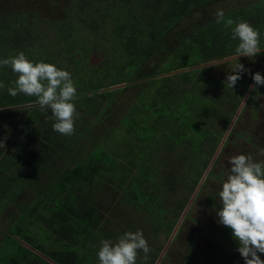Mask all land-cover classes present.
I'll return each instance as SVG.
<instances>
[{
    "label": "trees",
    "instance_id": "16d2710c",
    "mask_svg": "<svg viewBox=\"0 0 264 264\" xmlns=\"http://www.w3.org/2000/svg\"><path fill=\"white\" fill-rule=\"evenodd\" d=\"M66 1L61 8L68 17L60 22L34 16L30 25L29 11L0 10V59L23 52L33 63L43 61L68 71L76 99H89L85 112L95 116L84 127L75 118L70 136L52 131L51 119L48 126L39 124L35 130L29 149L35 153L31 166L35 173L53 156L82 148L86 139L92 148L35 196L17 223L0 232V247L11 246L9 253H2L0 264H50L26 246L54 264H98L102 240L115 242L124 232L138 229L151 251L147 259L139 253L136 264H154L162 249L158 236L169 238L249 86L241 74L232 89L219 78L216 65L190 68L235 56L238 40L231 38V28L216 23L215 16L210 20L196 16L220 0ZM227 8L232 9L224 12L225 18L250 23L264 48V0ZM94 35L97 41L92 45ZM163 50L168 52V67L144 74L148 58ZM97 52L103 57L93 66L90 55ZM259 55L262 61L264 51ZM87 69L95 72L88 74ZM16 79L9 67H0V82L5 85L0 89V108L29 105L38 124L44 111L36 98L8 94ZM120 85L125 87L116 88ZM133 87L134 100L119 111L122 114L116 111L119 117L105 124L104 135H93L110 107L102 96L111 99ZM97 103H103L101 109ZM229 134L222 148L234 130ZM5 151L9 150L0 149V214L24 185L12 174L20 159L12 150ZM216 166L217 160L199 193ZM206 205L218 209L217 196L211 195ZM188 248L183 264H220L221 255L222 264H232L225 248L215 254L198 253L193 242Z\"/></svg>",
    "mask_w": 264,
    "mask_h": 264
},
{
    "label": "rangeland",
    "instance_id": "374dc122",
    "mask_svg": "<svg viewBox=\"0 0 264 264\" xmlns=\"http://www.w3.org/2000/svg\"><path fill=\"white\" fill-rule=\"evenodd\" d=\"M48 1L50 3V8H46L48 7V5L44 4L43 0H0L1 3L10 4L12 6V8H0V10L4 9L14 11L16 9H19L23 12L29 11L30 13H32V15L34 14V16H38V19H44L45 17L43 15H48L46 16V18L49 17L52 22L64 21V18L68 16H66V13H62L63 9L61 7H63L62 5H66L67 1ZM255 1L261 0H220L216 3L209 4L203 10L197 12L196 16H202V18L210 20L215 16V13L218 10H223V12H226L229 9H232L227 7L231 6V4L233 3H237L239 5L241 3ZM53 4H55L54 10L51 7ZM34 18L32 17L30 21L28 20L30 25H32L31 23L33 21L31 20H34ZM38 19L36 18V20ZM78 29H80L81 31L82 28ZM90 39L92 40L90 41V44H96L97 37H95V35ZM167 53L168 52L166 50H163L156 52L154 55H151V57L148 58V61L145 64L146 66L143 70L144 74L159 71L160 68L161 70H164L166 67H168L166 58L168 56ZM102 57L103 54L101 52L92 53L90 55L89 62L93 66L97 65L101 61ZM260 59V55L252 59L241 56L237 59H231L226 62L214 64L216 65L215 69L217 75L224 81L226 79V76L228 74H231V70L235 68L238 62L243 64L245 69L250 70V72L242 73L246 77V81L249 82V86L245 91L240 103L238 104L235 113L237 112L241 102L247 94L251 83L253 82V80L251 79V73L258 72L263 64L264 60L261 61ZM91 71H94V69H92ZM91 71L90 69H87V72H89L88 74H91ZM261 75L264 76V69ZM102 83L106 85L105 82ZM123 87L125 86H122L121 88ZM254 87L255 89H252L241 111L239 112L238 117L241 115L240 119H238L237 117V123L235 121L232 127L235 135H232L230 137L231 140H229L225 148H222L220 150V152L212 162L213 165L214 161L217 160V166L213 167L212 171L213 177H209L208 180L204 182L202 192L199 193L198 190L197 194L195 195L186 215L184 216V219L180 224L177 233L173 238V240L175 241L173 244L174 248H171V251H167V253L165 254L168 255L166 257V262H160L161 264H183V255L189 251L188 244L191 242H193L198 253L202 252L204 254H215L219 248L221 250L225 248L226 250H228V258L230 259L232 264H244L243 259L236 250L238 245L232 237L231 230L216 222L218 219L216 216V211L218 209L206 205V202L211 195H216L218 204H220L218 192L221 190L222 183L226 180L229 174L230 157L244 154L250 155L254 161H264V154H262V150H264V85H254ZM125 90L126 91H123L122 94L113 95L111 97L112 100L110 98H106L108 96H102V101L104 103H108L110 107L105 113L104 124L98 125L93 129V131H95L93 135H95L97 138L99 135H104V133L106 132L107 129L105 127V124H108V122L113 121L115 118L119 117L114 115L116 111L119 112L122 109L121 112L123 113V107L134 100L137 93V88L133 87ZM75 101L83 103V107L79 106V104ZM75 101L74 104L77 110V115L75 116V118L79 119V121H81L82 123V126L84 127L83 123L87 124L91 122L92 120H94L95 116H92L85 112V105L88 102L85 103V100L80 101L78 99H76ZM102 104L103 103H97L99 109L102 108ZM28 106L29 105H25L24 107L19 106L16 108L13 107L8 109L0 108V140L4 141L5 148L9 150L8 152L5 151V153L9 154L10 150H12L14 152V156L20 159L18 170H14L12 174L16 180H18L19 177V182L21 184H24L16 197H14L11 203L7 205L6 209L1 211L0 232L11 228L19 218V213L27 211L35 196L45 191L46 188H48V186L56 179L59 174L71 168L75 162L79 161V158L83 157L92 148L91 141L89 139H86L84 140L85 142L82 148L75 149L74 151L72 150L68 153V155H60V158L53 156V161H51L44 168L37 170L35 173L34 169L31 168V166L34 164L33 155H35V153L33 151H29V149L34 146V140L36 138V136L33 134H35V130L38 129L40 125L43 127L49 125V117L51 113L50 110H46L43 114H41V116L38 115L37 121L39 123L35 124L31 117L32 114L28 110V108L30 107ZM236 133L238 134V136ZM229 135L227 138H229ZM245 137L250 138L252 142L245 141ZM211 160L209 164L211 163ZM192 195L190 196V198L192 197ZM190 198L188 199L187 203L189 202ZM119 237L120 236H118L117 238ZM167 240L168 239H165L163 235H159L157 238L158 245H162L163 248ZM1 241L2 234L0 233V244L2 243ZM2 247H0V250L2 249V251L0 252V258L2 257L3 252L9 253L11 250V246L9 245L3 248ZM220 253H225V251H222ZM258 255H260V258L262 260H264V254L258 253ZM222 257L224 258L225 256L221 255V257L219 258L220 264H222L223 262ZM35 264H39L38 261H36Z\"/></svg>",
    "mask_w": 264,
    "mask_h": 264
},
{
    "label": "clouds",
    "instance_id": "9594fccd",
    "mask_svg": "<svg viewBox=\"0 0 264 264\" xmlns=\"http://www.w3.org/2000/svg\"><path fill=\"white\" fill-rule=\"evenodd\" d=\"M215 19L216 23L231 28V38L238 40L235 59L241 56L252 59L264 49L260 46V33L250 23L226 19L223 10L215 13ZM3 66L17 76L15 86L7 89L10 96L35 97L42 112L50 110L52 131L64 136L74 134L77 89L68 71L43 61L33 63L23 52L0 59V67ZM246 72L250 70L238 62L224 83L233 89ZM251 79L255 86L264 85V76L259 72L251 73ZM4 87L0 82V89ZM4 147V141L0 140V149ZM229 165V174L218 192L220 206L216 222L231 230L244 264H264L258 255L264 254V161L257 162L250 155L240 154L230 157ZM150 251L143 231L138 229L124 232L115 242L102 240L96 255L98 264H136L139 253L143 252L147 259Z\"/></svg>",
    "mask_w": 264,
    "mask_h": 264
},
{
    "label": "water",
    "instance_id": "95a60500",
    "mask_svg": "<svg viewBox=\"0 0 264 264\" xmlns=\"http://www.w3.org/2000/svg\"><path fill=\"white\" fill-rule=\"evenodd\" d=\"M262 50H264V49H262ZM231 59H235V56L226 57V58L221 59V60H218V61H213V62H209V63L203 64V65H201V66H194V67H192V68H190V69H194V68H197V67H203V68H204V67H208V66H211V65H214V64H218V63L226 62V61H229V60H231ZM263 68H264V63L262 64V66L260 67V69H259L258 72L261 73L262 70H263ZM122 86H123V85H120V86H117L116 88H118V87H122ZM253 86H254V81L251 83V85H250V87H249V89H248V91H247V94L245 95L243 101L241 102V104H240V106H239L237 112L235 113V115H234V117H233L231 123L229 124V126H228V128H227V130H226V132H225V134H224V136L222 137V139H221V141H220V143H219V145H218V147H217V149H216V151H215V154H214V156H213V158H212V160H211V163L209 164V166L207 167L206 171L204 172V174H203V176H202V178H201L199 184L197 185L195 191L193 192L192 197L190 198L189 202H188L187 205L185 206V208H184V210H183V212H182V214H181L179 220L177 221L175 227L173 228V230H172V232H171V234H170V236H169V238H168L166 244L164 245V247H163V249H162V251H161L159 257L157 258V260H156V262H155L154 264H159V263H160V261H161V259L163 258V256H164V254H165V252H166V250H167L169 244L171 243V241L173 240L175 234L177 233V231H178V229H179V227H180V224H181L182 220L184 219V216L186 215V213H187V211H188V209H189V207H190L191 202L193 201L195 195L197 194L199 188L201 187V185H202V183H203V180H204L205 177L207 176V174H208V172H209V170H210V167L212 166V162H213V160L215 159V157L218 155V153H219L220 150L222 149V147H223V145H224V143H225V141H226V139H227L229 133L231 132L232 127H233V125H234V123H235V121H236V119H237V117H238V115H239V112L241 111V109H242V107H243V105H244V103H245V101H246L248 95H249L250 92L252 91ZM114 88H115V87H114ZM110 89H111V88H110ZM26 247H27L29 250L33 251L34 253L38 254L40 257H42L44 260H46V261L49 262L50 264H54V263H52L51 261H49L46 257L40 255V254L37 253L35 250H33L32 248H30L29 246H26Z\"/></svg>",
    "mask_w": 264,
    "mask_h": 264
},
{
    "label": "flooded vegetation",
    "instance_id": "af4514ba",
    "mask_svg": "<svg viewBox=\"0 0 264 264\" xmlns=\"http://www.w3.org/2000/svg\"><path fill=\"white\" fill-rule=\"evenodd\" d=\"M43 3L44 4H46V5H48V7H46V8H50V3H49V1L48 0H43ZM59 4H60V2H59ZM237 4V3H236ZM238 5V4H237ZM63 6V5H62ZM52 8H55V4H53L52 6H51ZM0 8H12V6L10 5V4H4V3H1L0 2ZM45 18H46V16H48V15H43ZM32 17L34 18V14L32 15ZM31 17V18H32ZM263 51V50H262ZM263 60H264V58H263ZM263 63H264V61H263ZM264 69V68H263ZM263 71V70H262ZM262 73V72H261ZM260 73V74H261ZM253 89V88H252ZM10 108H13V107H10ZM4 109H8V108H4ZM245 139V138H244ZM245 141H247V139L245 140ZM2 228V227H1ZM163 249V248H162ZM162 249H161V251H162ZM168 250H170V244H169V246H168V248H167V250H166V252H165V254L167 253V251ZM161 251H160V253H161ZM171 251V250H170ZM160 253H159V255H160ZM164 254V256H166ZM159 255H158V257H159ZM163 256V258L161 259V261L160 262H166V258ZM157 257V258H158ZM157 260V259H156ZM156 262V261H155ZM159 264H161V263H159ZM235 264V263H234Z\"/></svg>",
    "mask_w": 264,
    "mask_h": 264
},
{
    "label": "crops",
    "instance_id": "0c3cea01",
    "mask_svg": "<svg viewBox=\"0 0 264 264\" xmlns=\"http://www.w3.org/2000/svg\"><path fill=\"white\" fill-rule=\"evenodd\" d=\"M246 139H247V142H249V141L252 142V140H251L250 138H246V137H245V140H246Z\"/></svg>",
    "mask_w": 264,
    "mask_h": 264
}]
</instances>
